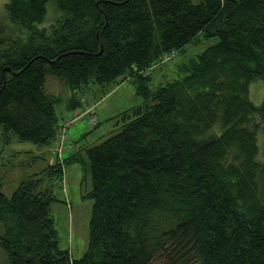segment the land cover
Segmentation results:
<instances>
[{"label":"trees","instance_id":"trees-1","mask_svg":"<svg viewBox=\"0 0 264 264\" xmlns=\"http://www.w3.org/2000/svg\"><path fill=\"white\" fill-rule=\"evenodd\" d=\"M5 9L0 156L15 139L52 148L90 83L104 94L134 78L142 104L119 115L120 132L99 144L83 133L77 152L44 169L58 182L67 163L90 172L84 256L59 247L58 200L34 174L11 196L0 180V264H151L159 255L167 264H264V92L251 96L264 86V0H8ZM200 36L216 43L178 79L150 83L152 67ZM49 77L65 97L46 90Z\"/></svg>","mask_w":264,"mask_h":264},{"label":"rangeland","instance_id":"rangeland-1","mask_svg":"<svg viewBox=\"0 0 264 264\" xmlns=\"http://www.w3.org/2000/svg\"><path fill=\"white\" fill-rule=\"evenodd\" d=\"M192 1L196 4L200 0ZM7 2L8 0H0V21H2L1 19H3L4 15L7 16L5 9ZM55 16L56 13L51 10L49 21L45 25L48 26L54 22ZM215 43V39L208 40L203 36L190 42L174 58L164 63L161 67L155 69L152 67V71L149 73L154 74L150 83L154 86H159L166 85L178 79L182 66L189 64L193 59H197L209 46ZM56 79L55 77L48 78L46 90L51 94L65 97L64 95H66L68 90L63 86V83ZM137 87V82L134 78L120 85H108L105 87L104 94L102 93L100 85L95 83L87 85L82 90V95L80 96L84 109H82V113L78 112L80 113L79 117L68 128L67 141L65 143L66 148L62 156L64 158L70 156L67 149L71 145L73 146L71 153L78 151V147L81 145L78 141L83 133L91 132L88 137V144H99L106 138L120 132L121 127L116 126L117 119L121 117L119 115L142 104V97L138 95ZM263 92L264 86L261 83L251 88V96L256 101L262 100ZM87 103L88 106L86 107ZM89 110L90 112L86 113ZM63 111H65V105H58L57 113L60 118L61 112ZM92 117L104 119L101 126L94 130L89 126ZM254 120L259 121L258 118ZM261 126L259 140L261 146H263L262 155L264 157V123H261ZM76 128L79 129L77 132H75ZM100 136L103 137L95 141ZM83 142L86 143L87 141ZM39 150L40 148L32 142L17 139L12 140L9 146L4 147L0 156V180L3 183L2 191L8 196H11L21 181L31 175L39 174V177L43 179V187L51 189L58 200L52 205V216L58 232L59 247L63 250H69L73 259H80L88 249L90 237L93 201L85 197L92 188L90 172L87 173V170H84L82 163H67V173L58 182L55 175L51 177L47 171H44L48 167V161L40 157L39 154L41 152ZM83 155L85 156L84 152ZM57 160L61 162L55 154V161L53 158L55 165L58 164ZM64 163L65 161L63 165ZM151 264H167V262L162 255H159Z\"/></svg>","mask_w":264,"mask_h":264},{"label":"built area","instance_id":"built-area-1","mask_svg":"<svg viewBox=\"0 0 264 264\" xmlns=\"http://www.w3.org/2000/svg\"><path fill=\"white\" fill-rule=\"evenodd\" d=\"M169 59L170 58L167 57L165 60H169ZM90 110L87 111L86 113H89ZM80 113L77 112L75 113L74 117H72L71 119H66L60 123L59 129L56 135V140H55V143L52 149L54 153L56 154L57 159H59V161L61 162H62V153L65 151V148H66L65 143L67 141L66 136H67L68 128L79 117ZM98 122H99V119H97L96 117H92V119H90V125H96Z\"/></svg>","mask_w":264,"mask_h":264},{"label":"crops","instance_id":"crops-1","mask_svg":"<svg viewBox=\"0 0 264 264\" xmlns=\"http://www.w3.org/2000/svg\"><path fill=\"white\" fill-rule=\"evenodd\" d=\"M88 106V103H87V105H86V107ZM68 113V109L66 110L65 109V111H63L62 112V115H66ZM79 129L78 128H76V130H75V132H77ZM52 149L49 147V148H47V149H45V148H40V150H39V152H41L39 155H40V157H42V158H46V160H48V162H49V164H52V163H54V161H53V158H54V155H53V153H52V151H51ZM72 150H73V146L71 145V147L68 149V151H69V154H70V156L72 155ZM44 155V156H43ZM69 157V156H68ZM66 173H67V170H66Z\"/></svg>","mask_w":264,"mask_h":264}]
</instances>
